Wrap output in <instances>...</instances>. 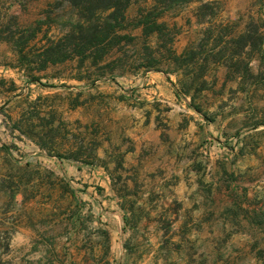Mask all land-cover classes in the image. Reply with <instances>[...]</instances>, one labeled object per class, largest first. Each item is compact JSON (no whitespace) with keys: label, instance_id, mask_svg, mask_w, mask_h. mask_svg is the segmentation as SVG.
<instances>
[{"label":"rangeland","instance_id":"obj_1","mask_svg":"<svg viewBox=\"0 0 264 264\" xmlns=\"http://www.w3.org/2000/svg\"><path fill=\"white\" fill-rule=\"evenodd\" d=\"M61 1L0 0V37L28 42L23 53L0 42V264H33L18 259L13 235L25 221L36 228L41 204H75L67 184L50 177L49 161L101 167L121 194L137 195L125 156L146 145L152 125L169 140L161 114L169 106L145 100L158 76L201 118L206 149L194 155L218 177L216 224L207 212L212 229L194 224L201 244L180 248L196 264H264V0H195L164 12L132 0L115 43L53 63L45 50L76 17ZM234 111L245 113L244 129L229 120ZM216 121L224 127L214 134ZM245 158L255 163L245 168ZM44 185L63 193L41 197Z\"/></svg>","mask_w":264,"mask_h":264},{"label":"crops","instance_id":"obj_2","mask_svg":"<svg viewBox=\"0 0 264 264\" xmlns=\"http://www.w3.org/2000/svg\"><path fill=\"white\" fill-rule=\"evenodd\" d=\"M150 83L145 100L169 106V111L161 112L169 140L163 142L161 131L152 125L144 136L146 145L125 156V166L131 171L127 181H136L140 191L121 194L101 167L49 161L50 177L67 184L70 199L80 205L41 204L40 211L32 215L36 228L26 221L14 228L12 246L17 247L18 259L33 264H196L180 247L201 244L202 235L194 224L212 229L211 220L203 222L207 212L213 211L216 224L218 177L211 164L199 169L201 158L194 155L206 149L196 124L201 118L172 94L163 77L151 78ZM244 114L234 111L229 120L234 118L237 128L244 129ZM184 118L190 123L187 128L181 126ZM218 123L208 126L214 134L223 130ZM260 128L257 125L255 131ZM241 146L237 144L233 153ZM238 161L245 168L255 163L248 158ZM229 184L226 194L232 199L238 184ZM41 192L46 198L53 192L56 196L63 193L58 185L53 190L44 185ZM128 200H132L130 207Z\"/></svg>","mask_w":264,"mask_h":264},{"label":"trees","instance_id":"obj_3","mask_svg":"<svg viewBox=\"0 0 264 264\" xmlns=\"http://www.w3.org/2000/svg\"><path fill=\"white\" fill-rule=\"evenodd\" d=\"M132 0H62L76 12L69 30L56 45L45 50L48 60L62 63L73 55L84 54L87 50L97 49L106 44L115 43L119 38L118 32L124 21L126 10ZM161 10H172L195 0H153ZM108 13L107 16H105ZM35 33L33 37H35ZM29 40V39H27ZM0 42H7L20 48L23 53L27 41L16 40L14 33L10 37L1 38ZM196 109V108H195ZM197 110V109H196ZM4 148V146H3Z\"/></svg>","mask_w":264,"mask_h":264}]
</instances>
